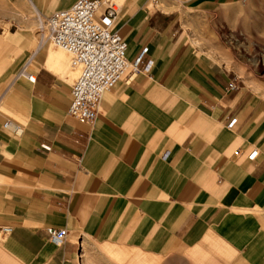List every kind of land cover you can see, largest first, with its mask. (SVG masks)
I'll list each match as a JSON object with an SVG mask.
<instances>
[{"label": "crops", "instance_id": "obj_1", "mask_svg": "<svg viewBox=\"0 0 264 264\" xmlns=\"http://www.w3.org/2000/svg\"><path fill=\"white\" fill-rule=\"evenodd\" d=\"M76 1H1L0 225L12 233L0 264H77L82 237L143 263L264 264V99L195 42L182 13L247 0H122L128 59L147 48L152 68L107 93L92 126L69 115L66 57L31 28L32 11ZM50 229L67 230L62 245Z\"/></svg>", "mask_w": 264, "mask_h": 264}, {"label": "built area", "instance_id": "obj_2", "mask_svg": "<svg viewBox=\"0 0 264 264\" xmlns=\"http://www.w3.org/2000/svg\"><path fill=\"white\" fill-rule=\"evenodd\" d=\"M156 1V0H154ZM120 5L113 0H77L71 7L43 16L37 10L35 18L41 43H49L70 55V67L79 70V76L71 87L69 115L77 121L94 125L104 96L124 82L131 85L140 74L148 73L152 62L145 61V48L134 61L128 59V43L116 30ZM34 83L33 74H25ZM229 89H239L237 80ZM237 119L227 127L234 128ZM8 124L6 125V127ZM260 152L254 150L249 160L254 161ZM169 152L163 154L167 160ZM12 233L10 226L0 225V240ZM51 240L62 245L66 229H50Z\"/></svg>", "mask_w": 264, "mask_h": 264}, {"label": "rangeland", "instance_id": "obj_3", "mask_svg": "<svg viewBox=\"0 0 264 264\" xmlns=\"http://www.w3.org/2000/svg\"><path fill=\"white\" fill-rule=\"evenodd\" d=\"M0 0V5H1ZM121 4L122 0H113ZM185 27L195 42L213 54L219 61L234 69L254 93L264 99V0H247L237 6L182 7ZM23 11H21L22 13ZM32 30L37 29L35 12H31ZM51 50L63 53L70 67V56L50 45ZM72 80L79 70L70 67ZM77 264H158L156 258L143 263L141 252L125 246L113 245L119 256L104 249L109 245L82 237ZM149 260V262H147Z\"/></svg>", "mask_w": 264, "mask_h": 264}, {"label": "bare ground", "instance_id": "obj_4", "mask_svg": "<svg viewBox=\"0 0 264 264\" xmlns=\"http://www.w3.org/2000/svg\"><path fill=\"white\" fill-rule=\"evenodd\" d=\"M69 55V54H68ZM70 56V55H69Z\"/></svg>", "mask_w": 264, "mask_h": 264}]
</instances>
